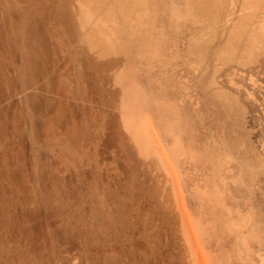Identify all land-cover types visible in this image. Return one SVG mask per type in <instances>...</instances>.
<instances>
[{"label": "rangeland", "instance_id": "rangeland-1", "mask_svg": "<svg viewBox=\"0 0 264 264\" xmlns=\"http://www.w3.org/2000/svg\"><path fill=\"white\" fill-rule=\"evenodd\" d=\"M125 1L0 0V264H264V0Z\"/></svg>", "mask_w": 264, "mask_h": 264}, {"label": "bare ground", "instance_id": "bare-ground-1", "mask_svg": "<svg viewBox=\"0 0 264 264\" xmlns=\"http://www.w3.org/2000/svg\"><path fill=\"white\" fill-rule=\"evenodd\" d=\"M96 1V0H95ZM99 4V1L100 0H97ZM103 1V0H101ZM103 3V2H102ZM101 4V3H100ZM109 10L111 13L113 14H117L118 12H121V11H125V7H126V1L125 0H114L113 3H111V6H109ZM129 7V6H128ZM158 161L160 162V158H158Z\"/></svg>", "mask_w": 264, "mask_h": 264}]
</instances>
